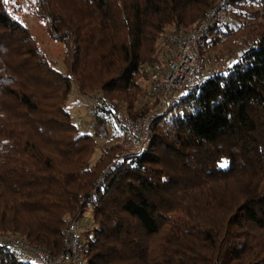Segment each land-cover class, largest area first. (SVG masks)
<instances>
[{
  "label": "trees",
  "instance_id": "16d2710c",
  "mask_svg": "<svg viewBox=\"0 0 264 264\" xmlns=\"http://www.w3.org/2000/svg\"><path fill=\"white\" fill-rule=\"evenodd\" d=\"M214 3L35 0L33 13L63 46L61 73L14 3L0 0V233L54 256L69 219L89 206L87 264H264V0H228L238 24L211 26L206 43L239 39V58L178 89L141 151L121 156L112 144L94 157L96 134L79 132L65 108L75 82L101 92L111 111H150L156 98L137 102L158 39ZM0 264L33 263L0 240Z\"/></svg>",
  "mask_w": 264,
  "mask_h": 264
},
{
  "label": "built area",
  "instance_id": "2783aa9c",
  "mask_svg": "<svg viewBox=\"0 0 264 264\" xmlns=\"http://www.w3.org/2000/svg\"><path fill=\"white\" fill-rule=\"evenodd\" d=\"M236 25L229 14L228 0H217L199 19L187 27H179L164 33L161 39L160 57L154 63L144 64L147 73L148 90L157 99L155 106L144 115L132 117L126 111L109 110L103 103L93 101L87 110L89 120L74 121L79 132H90L94 127L93 117L100 107L109 111L115 131L122 138L121 156L143 149L148 126L156 113L164 109L168 97L178 89H194L205 77L220 72L206 65L208 51L206 36L211 26L217 28ZM89 224L82 220V213L72 216L62 235V248L51 256L39 247L16 234L0 233V240L6 242L18 259L33 264H87L83 253L82 232Z\"/></svg>",
  "mask_w": 264,
  "mask_h": 264
},
{
  "label": "rangeland",
  "instance_id": "374dc122",
  "mask_svg": "<svg viewBox=\"0 0 264 264\" xmlns=\"http://www.w3.org/2000/svg\"><path fill=\"white\" fill-rule=\"evenodd\" d=\"M215 2H217V0H215ZM10 3L11 4L14 3V5L8 6L13 16L16 19H18L20 23H22L29 29L30 33L36 40L38 46L43 50L46 56L49 59H51V61L53 62L54 67L59 71H61V73L65 72V66L62 62L63 46L61 43L53 40L49 36L44 21L38 18L33 13L35 0H10ZM235 21L237 25L238 22L237 20ZM236 25H234V27H236ZM179 27L183 28L182 26H178V27L170 26L169 28L166 29L164 33L170 32L171 30ZM216 40H217L216 43L213 46H211L207 51L206 65L208 67L216 68L221 71L224 68H226L228 65H231L234 61H236L239 58L241 53L240 51H242L244 46L241 45V43H239L240 42L239 39L230 40L226 37H219ZM160 43H161V38H159L157 41V47L160 46ZM158 56L160 57L159 53ZM140 83L143 87L144 94L142 95V97L139 98L137 102V107H140L145 103L149 105L153 100V97L150 95L148 90L147 80L146 79L141 80ZM70 86L71 89L67 97V100L65 102V108L71 114V118L73 121L77 120L78 118H81L83 122H85L86 120L88 121L89 117H87V110L93 101H98V103L108 104V100L105 97L103 98L102 96L103 94L101 92H95V91H91L89 93L82 92L78 89L75 82H72ZM179 93H181V91H174L168 97V100L165 103L164 108H166L169 105V103L179 95ZM119 110L124 111L123 107H120ZM93 121H94V127L91 129L90 132L92 134H96V145H97V148L95 149L94 157H96L99 154L100 148L102 147L112 144H119L122 146L123 143L122 138L115 131L110 114L99 111L93 117ZM82 220L89 223L92 221L91 208L89 206H87L84 212H82ZM91 235L92 233L90 234V236ZM82 240L84 242L83 236H82Z\"/></svg>",
  "mask_w": 264,
  "mask_h": 264
},
{
  "label": "snow or ice",
  "instance_id": "6c2138e0",
  "mask_svg": "<svg viewBox=\"0 0 264 264\" xmlns=\"http://www.w3.org/2000/svg\"><path fill=\"white\" fill-rule=\"evenodd\" d=\"M9 2H10V0H3V3H4L5 5H7ZM220 166H221V167H226V163H222Z\"/></svg>",
  "mask_w": 264,
  "mask_h": 264
}]
</instances>
